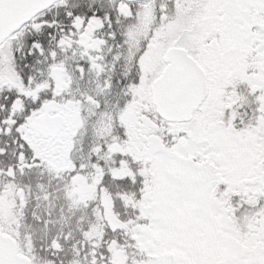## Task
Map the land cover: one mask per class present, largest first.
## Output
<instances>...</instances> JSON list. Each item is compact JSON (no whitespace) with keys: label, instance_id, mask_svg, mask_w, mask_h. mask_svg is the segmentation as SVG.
<instances>
[{"label":"snow or ice","instance_id":"1","mask_svg":"<svg viewBox=\"0 0 264 264\" xmlns=\"http://www.w3.org/2000/svg\"><path fill=\"white\" fill-rule=\"evenodd\" d=\"M0 264H264V0H0Z\"/></svg>","mask_w":264,"mask_h":264}]
</instances>
